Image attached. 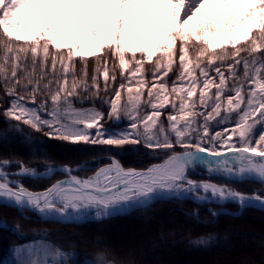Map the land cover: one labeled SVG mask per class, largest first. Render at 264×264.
<instances>
[{"label":"snow or ice","instance_id":"1","mask_svg":"<svg viewBox=\"0 0 264 264\" xmlns=\"http://www.w3.org/2000/svg\"><path fill=\"white\" fill-rule=\"evenodd\" d=\"M96 37L110 43L97 46ZM177 46L179 71L169 87L165 77L176 64ZM190 46H199L194 59ZM79 49L92 50L95 57L109 49L118 59L127 83L121 82L105 103L108 117L117 123L127 118L128 129L109 132L99 123L104 113L74 106L82 92L99 95L100 77L105 92L109 79L116 80L114 73L109 76L104 58L103 69L94 70L89 85L87 57ZM131 49H138L142 59H136ZM161 49L149 86L144 63L153 62V53ZM77 58L84 64L80 79ZM0 81L5 94L13 97L4 114L36 131L48 129L49 138L113 146L143 143L154 151L171 152L146 169L125 168L113 157L86 177L74 175L76 169L68 165L49 166L47 173L60 170L66 178L42 191H31L11 179V175L35 177L36 169L21 164L17 173L10 174L6 171L10 162L0 161V201L61 221H77L89 213L100 219L158 196L185 194H194L198 201L264 207L259 193L188 178L190 169L204 165L209 173L264 184V132L258 139L253 134L257 125L264 126V0H0ZM37 96L42 97L39 103ZM145 105L150 111L141 116ZM169 106L165 128L160 117ZM233 114L237 119L231 130L210 133L212 121L225 124ZM93 128L95 136L89 131ZM176 146L184 151L175 152ZM204 152L209 155H201ZM15 254V264H77L75 253L48 244L18 247ZM83 264L112 262L97 254Z\"/></svg>","mask_w":264,"mask_h":264},{"label":"trees","instance_id":"2","mask_svg":"<svg viewBox=\"0 0 264 264\" xmlns=\"http://www.w3.org/2000/svg\"><path fill=\"white\" fill-rule=\"evenodd\" d=\"M243 45H237L242 47ZM199 46H190V56L194 59ZM231 51V49H229ZM158 52L153 57V62L145 61L144 75L149 86L152 82V71L154 62L160 57ZM66 54V53H65ZM243 54V53H242ZM108 59L109 76L114 73L116 80L108 82L107 92L104 91L105 83L99 78L100 92L95 95L92 92H82L74 102L77 108L90 109L104 113L99 122L103 129L109 132H117L128 129L130 121L122 117L121 122L113 124V119L108 117L109 104L105 103L114 95V90L121 82L127 83L121 76L119 61L112 58L109 49H104L102 56L87 57V81L91 85L94 70L97 67L103 69V59ZM126 59L131 60V54L126 53ZM136 59H142L136 54ZM228 62H231L230 60ZM131 67V65H130ZM84 64L77 58L75 70L77 79L81 78ZM39 71V69H37ZM179 71L178 46L177 59L173 70L165 77L169 87L176 78ZM243 69L240 68L242 75ZM212 75H215L212 73ZM71 77H69V84ZM136 80L132 81L135 88ZM20 93V89H17ZM126 98V93L122 92ZM147 99V93H144ZM42 97L37 96V103ZM13 97L5 94L4 83L0 81V161H18L27 167L55 164H79L97 154L115 155L121 157L126 168L144 169L171 154L169 151L152 150L140 144H125L122 146L71 143L45 135L48 129L36 131L22 122L10 119L4 113L10 107ZM82 100L83 103L78 102ZM33 106V105H28ZM150 109L145 105L141 108L140 115L143 116ZM171 107L163 110L160 117L167 128V116L171 113ZM237 116L233 114L226 125L234 127ZM225 125V124H224ZM260 126V125H259ZM254 129V139H258L261 128ZM230 128V129H231ZM221 126L212 121L209 124L211 134L223 133ZM95 136V128L89 129ZM142 131V129H141ZM175 140V137H171ZM238 140V138H237ZM236 140V142H237ZM219 148V145L217 146ZM175 152L184 151L176 146ZM223 151V150H222ZM93 170H80L75 174L86 177ZM61 175L51 179H41L34 182L23 181L22 184L31 191H41L50 186ZM194 179H205L195 177ZM220 183L237 191L264 195V186L251 181H228ZM217 213L213 215L212 213ZM25 215V217L22 215ZM19 212L16 208L0 204V264H15V249L31 245L48 244L60 248L65 252L75 253L74 259L77 264H83L85 260H95L97 254H102L112 264H177V262H188L189 264L206 263L214 260L216 264H264L263 247H255L253 244H244L225 250V245L233 243L235 234L240 229L264 232V211L255 208L239 209L238 206L226 203L195 204L189 199H158L144 208L135 209L125 215L110 216L100 220H90L83 223H60L56 221H42L34 213L23 210ZM130 230L134 233L130 237L133 249L130 255L125 254L121 240ZM126 233V234H125ZM142 233L151 239L139 245ZM206 240L207 243H195L198 240ZM146 242V243H145ZM135 253V254H134ZM69 264H72L69 261Z\"/></svg>","mask_w":264,"mask_h":264},{"label":"rangeland","instance_id":"3","mask_svg":"<svg viewBox=\"0 0 264 264\" xmlns=\"http://www.w3.org/2000/svg\"><path fill=\"white\" fill-rule=\"evenodd\" d=\"M20 35L22 36H30V35H34V33H31V32H21L19 33ZM101 42H105V43H110L108 41L105 40L104 37H96L94 38V43L98 46ZM79 51H81L86 57H90V56H93L92 55V50H84V49H79ZM131 52H135L136 54H140V51L138 49H131L130 50ZM158 53V52H157ZM157 53H153V57L155 56V54ZM142 56V55H141ZM117 123V122H116ZM221 126V130L224 131L225 128L231 130L230 126L232 125H225L224 124H219ZM259 126V125H257ZM261 128V132H264V126H259ZM231 132L229 131V133H227L226 135H230ZM237 140V137H233V142H236ZM226 152V151H225ZM189 176H195V177H201V178H205L204 180H209L211 182H214L218 185H223L222 183H220L222 181V179L218 178V177H213V176H209L205 171H202V170H189L188 171V177ZM264 186V184H263ZM202 194V193H201ZM193 197H195V195L193 194ZM217 205H221V204H217ZM94 213H89L87 216H85V218L93 215ZM239 232H237L235 234V239L233 241V243H228L225 245V250L226 251H229L230 249H232L233 247H238V246H241V245H244V244H253L255 247H263L260 243H263L264 244V232H260V233H257V232H254L252 230H245V229H240L238 230ZM126 234V233H125ZM134 233L130 230V232H128L126 235H123L125 236L123 238V240H121V243L123 245V247L125 248V254L126 255H130V257L133 255L131 253L133 247L132 245L128 246V244H130L131 242L129 241L130 240V237L133 235ZM150 240L151 237L150 236H147L146 234L142 233V236H141V239L139 241V245L140 246H143V242L146 241V240ZM146 243V242H145ZM131 250V251H130ZM135 254V253H134ZM177 264H189L188 262H177ZM198 264H202L201 262H199ZM203 264H216V262L214 260L212 261H208L206 263H203Z\"/></svg>","mask_w":264,"mask_h":264},{"label":"water","instance_id":"4","mask_svg":"<svg viewBox=\"0 0 264 264\" xmlns=\"http://www.w3.org/2000/svg\"><path fill=\"white\" fill-rule=\"evenodd\" d=\"M204 154V156H208L209 154L208 153H206V152H204L203 153ZM100 159V157L99 156H97V157H93L92 159H90V160H87V161H84L81 165H76V166H71V165H68V166H70V167H72L73 169H79V168H83L84 167V165H86V164H88L89 166H90V164H92V163H94L95 161H98ZM102 159H104L105 161H107V163H110V157H103ZM120 163H121V165H122V162L120 161V160H118ZM162 162V161H161ZM160 163V162H159ZM49 166H53L54 168H56V169H61L64 165H54V164H48L47 165V167L45 168V169H47ZM123 166V165H122ZM198 168H200V167H198ZM146 169V168H145ZM19 171V169L17 170V171H7L8 173H12V174H15V173H17ZM46 170H43V171H41V172H39L38 173V175L37 176H35V177H33V176H18V175H16V176H18V177H21V178H24V179H26V180H32V179H35V178H41V177H44L43 176V174H44V172H45ZM60 171V170H59ZM61 173H63L62 171H60ZM64 174V173H63ZM224 179H230V180H237V181H239V180H248V181H254V182H257V183H260L258 180H256V179H251V178H244V179H240V178H236V179H234V178H224ZM167 198V197H166ZM185 198H187V197H185ZM196 202V201H195ZM234 203V202H233ZM234 204H236V203H234ZM248 207H254V208H258V207H255V206H248ZM258 209H260V208H258ZM261 210H264V209H261ZM129 212V211H128ZM125 213H127V212H125ZM125 213H118V214H125ZM47 220H55V221H59V220H57V219H53V218H49V219H47ZM83 221V220H82ZM61 222V221H60ZM72 222H75V221H67V223H72Z\"/></svg>","mask_w":264,"mask_h":264},{"label":"bare ground","instance_id":"5","mask_svg":"<svg viewBox=\"0 0 264 264\" xmlns=\"http://www.w3.org/2000/svg\"><path fill=\"white\" fill-rule=\"evenodd\" d=\"M202 155V154H201ZM225 155H231V153H229V152H227V153H225ZM198 167H200L203 171H205L209 176H213V177H220V178H231V177H228L227 175H225V174H223V173H217V172H213V173H209V171L207 170V167L206 166H204V165H201V166H197V167H195V168H192V169H190V170H194V169H196V168H198ZM45 175H50V173H47V171L45 172ZM11 179H13L14 181H16V178H15V175H11ZM183 196H192L193 197V194H185V195H183ZM161 197H168V196H158V197H156V198H154L153 200H155V199H157V198H161ZM194 199H195V197H193ZM152 200V201H153ZM152 201H150V202H152ZM198 201V200H197ZM205 201H208V200H205ZM150 202H148V203H150ZM219 202H221V201H219ZM7 203V202H6ZM148 203H146V204H137V205H134V206H131V207H128V208H123V209H118V210H115V211H113L111 214H114V213H121V212H126V211H128V210H130V209H132V208H139V207H142V206H145V205H147ZM234 203H236V202H234ZM238 204V203H237ZM239 205V204H238ZM252 206H256V207H259V208H263L264 209V207H261V206H259V204H254V205H252ZM35 212V211H34ZM37 214H39L38 212H36ZM40 216H42L41 214H39ZM95 216V215H94ZM42 217H44V216H42ZM44 218H47V217H44ZM84 218V217H83ZM57 219V218H56ZM82 219V218H81ZM80 220V219H79Z\"/></svg>","mask_w":264,"mask_h":264}]
</instances>
